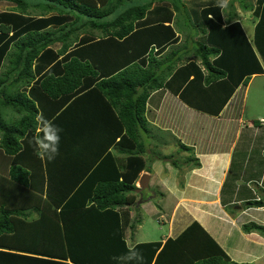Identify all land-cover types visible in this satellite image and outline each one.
<instances>
[{
	"label": "trees",
	"instance_id": "16d2710c",
	"mask_svg": "<svg viewBox=\"0 0 264 264\" xmlns=\"http://www.w3.org/2000/svg\"><path fill=\"white\" fill-rule=\"evenodd\" d=\"M95 1L0 0V7H14L0 11V68L10 56V74L16 73L18 85L26 87L34 81V64L46 63L44 54H55V44L62 43L59 53L65 56L71 36L85 26L101 31L119 50H132L130 63L114 76L100 74L90 63L74 57L64 64L63 74L45 76L40 87L58 99L78 92L87 78L91 91L109 100L110 123L119 134V144L129 143L135 150L121 168L107 153L87 177L80 175L84 180L59 181L49 176L46 189H40L29 178V170L14 159L23 150L25 135L37 131L38 108L25 93L5 88V79L0 77V153L4 160L0 164V264H235L198 222L165 242L130 247L124 233L125 210L136 206L135 183L148 166L140 137L149 132L146 111L151 93L166 88L196 111L218 113L240 85L247 86L253 75L264 74V0H238L242 10L258 20L254 43L239 19L226 23L217 1L191 0V7L183 0ZM29 7H43L44 13L53 14L28 17L22 12ZM174 12L189 22L196 19L202 28L199 47H185L186 54L192 51L199 58L183 62L174 49L179 40L171 25ZM237 15L230 14V19ZM77 20H83L78 27L74 26ZM168 48L171 52L164 55ZM158 58L166 72L162 81L153 70L161 62ZM1 103L22 115L19 122L7 123ZM140 222L136 219L130 227L135 230ZM243 230L264 237L263 225L253 222ZM129 248L140 252L143 259L120 260Z\"/></svg>",
	"mask_w": 264,
	"mask_h": 264
},
{
	"label": "crops",
	"instance_id": "0c3cea01",
	"mask_svg": "<svg viewBox=\"0 0 264 264\" xmlns=\"http://www.w3.org/2000/svg\"><path fill=\"white\" fill-rule=\"evenodd\" d=\"M238 15L237 18L230 19L226 23L234 22L239 18ZM99 32L101 35L82 29L74 33L70 38L71 46L65 56L59 53L62 43L55 44L53 46L56 50L55 54H44L46 63H42V66L40 61L34 64V81L26 87L23 83L19 85L16 83V73L11 76L12 67L8 66L7 63L5 65V60L0 68V77L6 82L5 88L8 87L9 90L14 89L16 92L25 93L36 104L38 113L42 112L47 119L62 129L59 155L55 159L48 160L36 154L30 141L37 134V131L35 133L28 132L25 135L22 139L23 150L14 156V159H17L16 164H20L29 170L30 179L36 180L37 187L40 189H46L49 176L53 180L59 181L84 180L85 177L80 179V175L87 174V177L107 153L112 155L117 167L121 168L135 152L129 143L119 144V134H116L117 130H114L110 123L112 114L110 112L111 107L108 105L109 100L103 99L98 91L92 92L93 86L89 85L90 82L87 81V78L82 81L78 92L73 95L61 96L58 99L50 98L40 87V81L45 76L63 74L62 67L67 60L74 57L82 62L90 63L100 74L107 77L114 76L121 72L120 70H124L130 63L128 61H131L127 59L133 54L132 50L128 48H120L119 50L118 46L112 44V40L107 41V38L102 37V32ZM179 41L180 37L177 45H179ZM213 60L214 58L211 57L210 61ZM197 62L199 65L201 64L200 60ZM56 66L57 69L55 70ZM9 75L10 77H8ZM259 76H264V74L253 75L247 86L240 85L229 101L220 110L218 109V113L208 114L196 111L184 104L166 88L151 93L146 111L147 127L150 129L149 134L147 133L148 137H153V140L157 142L156 133L158 132L161 136L166 135L175 138L181 141L180 144L183 149H192L191 152L194 154L190 158H185L186 166L183 168L185 174L181 180L178 177L179 172L175 169L176 166L173 168L167 165L163 166L159 162V165L154 163L157 164V167L153 166V168L165 167L171 175L168 180H165V183H161L158 179L156 187L159 188V191L152 190L153 196L147 201L141 197L144 190L140 193L137 192L140 187L138 182H140L142 175L149 174L146 170L141 173L140 178L135 183L136 190L134 191V194L138 196L137 200L140 197L143 199L141 200L143 202L140 206L141 209L133 210V206H131L125 210L128 217L125 222L127 225L124 224V233L128 246L132 247L140 243L135 238V234L139 231L138 225L135 226L136 230H133L130 225L136 220L137 215L141 217L142 213H149L152 216L153 214L160 216L159 220L164 223H166L165 218H168V227L165 228L168 233L162 234L159 241L165 242L168 238H175L187 227H190L193 222H198L218 243L231 262L235 264H259V261H264V237L258 233L244 232L243 226L246 223L241 217V211L240 213L232 211V209L237 210L243 201L245 203L252 201L249 199L242 200L238 196L239 188L244 183L256 195L255 201H263L264 199L263 194L259 195L258 189L253 187L254 183L258 188L264 190V168L257 169L254 167L255 164H263L260 158L264 162V146H262L264 143L259 142L261 143L260 146L258 143L259 138L264 141V132L257 127V124L262 125L260 123L261 118L254 117L255 120H259L258 123L251 121L254 119L246 118V100H244L249 86ZM243 86L245 87V95L241 101L240 89ZM167 101L173 102V107L169 111L166 110ZM11 107L1 103V114L5 120H7L6 111ZM215 109L213 110L215 111ZM13 110L19 114L15 108ZM259 111L260 116H264L262 108L254 110V113L257 114ZM254 113H249L250 117L255 116ZM19 115L18 120L22 117L21 114ZM200 121L210 123L211 127L217 121L220 126H218V131L213 128L208 133L201 135L198 131ZM219 133L222 136L217 135ZM153 134L156 135L153 136ZM153 144L155 142H152ZM161 144L170 143L166 140ZM145 147L147 148L146 145ZM260 148L263 149L259 157L255 152ZM118 149L121 150L119 155L117 154ZM0 152H3L1 145ZM29 153L31 159L35 157L36 165L27 162L26 158H28ZM145 157L147 159L149 156L145 155ZM151 157L156 158V156ZM166 157L159 156L163 160H167ZM148 159L147 165L152 161V158L149 157ZM160 159L158 161H162ZM110 168L115 171L113 167ZM247 176H249L248 180H245ZM150 177L151 188L153 177L152 175ZM159 195L162 196L160 202L157 200ZM248 206L251 209H260L252 204H248ZM262 210L264 211V208ZM137 219L142 221L141 218ZM255 219L257 218L253 215L250 223H253ZM256 222L260 223L261 221ZM134 231L136 232L133 235ZM128 233L131 241L128 240Z\"/></svg>",
	"mask_w": 264,
	"mask_h": 264
},
{
	"label": "rangeland",
	"instance_id": "374dc122",
	"mask_svg": "<svg viewBox=\"0 0 264 264\" xmlns=\"http://www.w3.org/2000/svg\"><path fill=\"white\" fill-rule=\"evenodd\" d=\"M97 1H95V2L99 3V0H97ZM103 1L105 2V0H103ZM183 1L185 4H187L188 7H191L190 4L188 3L191 0H183ZM208 1H210V0H206V2H208ZM214 1H217V4H219L220 6L222 4L224 5L221 7L223 8V14H224V18H225L226 22H228V20H230V14L235 13V12L239 14L238 15V17H239L238 19H240L239 23L243 27V30L246 33L248 39L253 43V39L255 38V34H256L255 25H256V22H258V20L256 21V18L254 17V15L250 12H247V13L244 12L242 10L241 5L238 2V0H226V4L224 3V0H212V2H214ZM157 4L158 3H156L154 5H157ZM213 4H215V2ZM3 6H4V8H3ZM101 7L103 8L104 5H102ZM12 8H14L13 5L2 4V7H0V11L11 10ZM42 8L43 7H41V8L29 7L27 11H23L22 13H24L25 16L34 17V18L42 17V16H48V15L53 14L51 12L44 13ZM190 19H191V21L189 22V21H187L188 20L187 18H184V16L182 17V14H179L178 12H174V21H173L172 25L175 29V32L177 34H180V36H179L180 41L178 43L179 44L178 46L175 45L173 47H174V49H176L177 52H179L178 56L181 57L183 62L184 61L187 62V60L191 61L193 59L199 58L195 52L191 51L190 53L186 54V51H185V47L186 48L190 47L191 49L194 47H196V48L199 47L198 43L201 41V40H199V35H200L199 33L202 32L201 31L202 28L200 29V26H198V24L196 23V19H193V18H190ZM201 19L203 21L202 17H201ZM77 21H78V23H75L74 26L78 27L79 25H81L83 23V20L82 21L77 20ZM83 30L91 31L92 28L90 26H85V28H83ZM94 33L101 35V33L98 30L94 31ZM191 35H192V38L190 39V41H188V38ZM170 52H171V49L168 48L165 51L164 55H166ZM158 59L161 62H159V64H156L157 66H153V70H154V72H156V74L159 75V77L161 75L160 78L162 81V77H166V72H165V74L163 72L164 65L162 63V58H158ZM10 61H11V57L9 56L5 60L4 64L6 65V63H7L8 66H11ZM62 71H63V67H62ZM240 92L242 94L241 95V101H243V98L245 95V87L244 86L240 89ZM244 100H246L245 101V103H246V118L254 119L251 121H254V122L257 121L258 122L259 120H255L254 117H257L258 119H260V118L262 119L264 117V116H260L261 115L260 111H259V113L256 112L258 115L254 113V110H256V109L258 110L259 108H262L264 110V76H259L258 78L253 80V82L251 83V85L248 88L247 96L244 98ZM166 103H167L166 110L169 111L173 107V102L167 101ZM241 104H242V102H241ZM11 108L9 110H7L6 114H5L7 116V123H9V125H13L17 121L19 122L18 118L20 117V115L15 110H13V107H11ZM249 113H254L255 116L250 117ZM147 114H148V112H147ZM218 126H220V123H218L217 121L214 123V125L212 127H211L210 123H208L206 121H200L198 123V127H199L198 131H200V134L202 135V134L208 133V131L212 130L213 128H214V130L218 131ZM257 127H259L261 129V131L264 132V127L262 125L257 124ZM221 129H223L222 126H221ZM149 132H148V134H149ZM146 133L147 132H145L144 135L140 138L142 140V143L144 140L145 145L147 146V148L145 150L146 151L145 155H148L150 158H152V161L147 166L146 171H148L150 176L152 175L153 180L151 183V188L148 190H144L142 195H141V197L144 199V201H147L148 199H150L153 196L151 194L152 190L154 191V189H155L156 192L159 191V188L156 187V183H157L158 179L161 183H165V180H168L170 178V175H171V174H169L170 173L169 170L165 169V167L155 169V168H153V166L157 167L158 162L161 163L163 166L167 165V166H170L173 168H175V166H176L175 169L179 172L178 177L181 180L182 176L185 174V171L183 168L186 166V162L184 160L186 157L190 158L194 154L193 152H191L192 149H190V150H187L185 148L183 149V147L180 144L181 141H178L175 138L168 137L166 135L161 136L157 132L156 134L158 137V141L156 142V141L152 140L151 136L148 137V135ZM156 134H153V136ZM168 134H170V133H168ZM217 135H221V134L219 133ZM203 138H204V136H203ZM166 140L170 144H167V145L161 144L162 142H164ZM173 141H174V143H172ZM152 142L153 143L155 142V144L152 145ZM259 142L264 143V141H262L260 138H259L258 143ZM183 143H185V141H183ZM149 144H151V145L149 146ZM260 145H261V143H259V146ZM262 146H264V144ZM176 147H177V149H176ZM157 148H159V149L157 150ZM262 149L263 148H260V149H258V151L255 152L259 157L261 156L260 153H261ZM117 151H118L117 154L119 155L121 153V150L118 149ZM1 155L2 154L0 153V164L4 163V160L2 159ZM151 156H156V158L154 159ZM159 156H167L166 157L167 160L160 159ZM27 157L28 158H26V160L29 164L36 165V162L34 161L35 157H33L31 159L30 153L28 154ZM149 157H147V160H149L148 159ZM159 159L162 161H158ZM260 159H261V163H263V164H261V165L255 164L254 167L257 169H263L264 168V162H262L263 159L262 158H260ZM7 161H8V158L5 162H7ZM154 163H157V164H154ZM159 169H161L162 171ZM248 177L249 176H247L245 180H248ZM245 182L248 183V181H245ZM244 185H245V183L242 185L241 188H239L240 192H238L239 193L238 196L241 197L242 200L249 199V200H252L251 202H256L255 201L256 200L255 198H257L256 195L253 194V192L248 188L247 185H245V186ZM138 186H140L139 182H138ZM253 187H255L256 190L258 189L259 195L263 194V196H264V190H262V188L261 189L258 188L254 183H253ZM141 197L139 200H136L137 204H136V206H133V210L136 208L141 209L140 206L143 203V202H141V200H143V199H141ZM161 197L162 196L159 195V198L157 199L159 202H160ZM137 199H138V196H137ZM257 201L264 203V199H263V201H261V200H257ZM137 205H139V206L137 207ZM262 209L263 208H260L257 210L251 209V208H249L248 203H245L243 201L239 205V208L237 210L232 209V211H234V213H240V211H241V213H242L241 217H243V220L245 221L246 224H249L250 221L252 220V216L255 215V217L257 219H255V221H253V222L258 223L256 221H261L260 222L261 224L260 223H258V224L264 225V211ZM137 218L142 219L141 224H136V226L138 225L137 229H139V231H138V233L135 234V238L140 243L159 241L162 234L166 235L168 233L167 230H165V228L168 227V222H169L167 217L165 218L166 223H164L162 220L160 221L159 220L160 216H156L155 214H153V216H152L149 213H146V214L142 213L141 217H140V215H137ZM238 223H239V221L237 222V224ZM135 232L136 231L133 232V235ZM137 235H138V237H137ZM128 237H129L128 240L131 241L129 233H128ZM259 264H264V261L263 262H262V260H261V262L259 261Z\"/></svg>",
	"mask_w": 264,
	"mask_h": 264
},
{
	"label": "clouds",
	"instance_id": "9594fccd",
	"mask_svg": "<svg viewBox=\"0 0 264 264\" xmlns=\"http://www.w3.org/2000/svg\"><path fill=\"white\" fill-rule=\"evenodd\" d=\"M224 3L226 4V0H224ZM221 6L224 5L222 4ZM35 119L37 124V134L33 136L30 143L34 146V150L39 157L53 160L59 155L61 140L60 133L62 129L55 125L51 120L47 119L42 112L38 113ZM262 126L264 125L262 124ZM253 203L255 202H250V204ZM119 259L127 261H141L143 257L136 249L129 248L127 254Z\"/></svg>",
	"mask_w": 264,
	"mask_h": 264
},
{
	"label": "water",
	"instance_id": "95a60500",
	"mask_svg": "<svg viewBox=\"0 0 264 264\" xmlns=\"http://www.w3.org/2000/svg\"><path fill=\"white\" fill-rule=\"evenodd\" d=\"M150 179L151 177L148 175V174H143L141 179H140V187L139 189H137V192L140 193L141 191L143 190H148L150 189ZM254 207H257V208H264V203L263 202H255L252 204Z\"/></svg>",
	"mask_w": 264,
	"mask_h": 264
},
{
	"label": "built area",
	"instance_id": "2783aa9c",
	"mask_svg": "<svg viewBox=\"0 0 264 264\" xmlns=\"http://www.w3.org/2000/svg\"><path fill=\"white\" fill-rule=\"evenodd\" d=\"M261 124H263V125H264V118H263V119H261Z\"/></svg>",
	"mask_w": 264,
	"mask_h": 264
}]
</instances>
